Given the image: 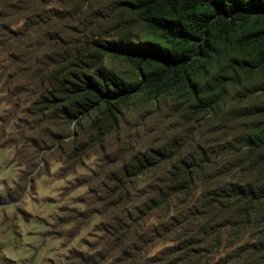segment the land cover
<instances>
[{
    "label": "trees",
    "instance_id": "1",
    "mask_svg": "<svg viewBox=\"0 0 264 264\" xmlns=\"http://www.w3.org/2000/svg\"><path fill=\"white\" fill-rule=\"evenodd\" d=\"M2 9L0 122L14 139L0 145L33 161L49 150L59 178L97 156L75 180L84 219H100L81 264H264V0Z\"/></svg>",
    "mask_w": 264,
    "mask_h": 264
},
{
    "label": "rangeland",
    "instance_id": "2",
    "mask_svg": "<svg viewBox=\"0 0 264 264\" xmlns=\"http://www.w3.org/2000/svg\"><path fill=\"white\" fill-rule=\"evenodd\" d=\"M0 13L8 14V10ZM106 65L121 73L128 70L125 62L110 56ZM2 97L0 94V118L9 111ZM146 106L138 103L130 109L129 123ZM6 120L7 125L0 122V129L5 125L0 144L14 139V122ZM53 129L63 136L72 130L66 124ZM48 153L37 152L33 161L30 152L14 155L13 146L0 145V264H81L78 255L95 256L93 245L99 236L95 227L100 219H84L85 207L79 200L86 196L87 187L76 185L75 180L80 182L95 168L97 156L91 155L73 174L59 178L61 163Z\"/></svg>",
    "mask_w": 264,
    "mask_h": 264
}]
</instances>
